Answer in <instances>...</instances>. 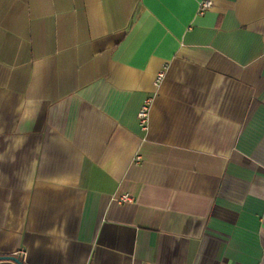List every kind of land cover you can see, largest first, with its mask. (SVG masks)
<instances>
[{
	"label": "crops",
	"instance_id": "crops-1",
	"mask_svg": "<svg viewBox=\"0 0 264 264\" xmlns=\"http://www.w3.org/2000/svg\"><path fill=\"white\" fill-rule=\"evenodd\" d=\"M197 10L0 0V256L264 264V0Z\"/></svg>",
	"mask_w": 264,
	"mask_h": 264
},
{
	"label": "built area",
	"instance_id": "built-area-1",
	"mask_svg": "<svg viewBox=\"0 0 264 264\" xmlns=\"http://www.w3.org/2000/svg\"><path fill=\"white\" fill-rule=\"evenodd\" d=\"M214 7V0H198V14L203 15ZM164 73L161 72L158 76V81L162 80ZM151 99H146L142 104L138 119L140 127L147 131L149 129V116H150ZM120 203L134 202V198L130 194H123L122 196L115 198Z\"/></svg>",
	"mask_w": 264,
	"mask_h": 264
},
{
	"label": "water",
	"instance_id": "water-1",
	"mask_svg": "<svg viewBox=\"0 0 264 264\" xmlns=\"http://www.w3.org/2000/svg\"><path fill=\"white\" fill-rule=\"evenodd\" d=\"M0 260H11L17 264H27L25 262L24 258H22V256H18V255L0 256Z\"/></svg>",
	"mask_w": 264,
	"mask_h": 264
}]
</instances>
